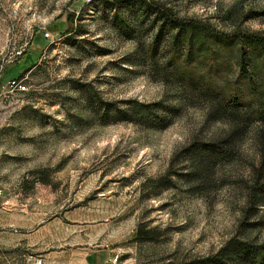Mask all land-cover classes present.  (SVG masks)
I'll return each mask as SVG.
<instances>
[{
  "label": "rangeland",
  "instance_id": "374dc122",
  "mask_svg": "<svg viewBox=\"0 0 264 264\" xmlns=\"http://www.w3.org/2000/svg\"><path fill=\"white\" fill-rule=\"evenodd\" d=\"M143 1L0 0V264H264V0Z\"/></svg>",
  "mask_w": 264,
  "mask_h": 264
},
{
  "label": "trees",
  "instance_id": "16d2710c",
  "mask_svg": "<svg viewBox=\"0 0 264 264\" xmlns=\"http://www.w3.org/2000/svg\"><path fill=\"white\" fill-rule=\"evenodd\" d=\"M135 1V0H134ZM142 2L141 0H137ZM144 2V1H143ZM181 75V74H180ZM182 77V76H181ZM132 115L138 117V119H136L137 121H145L148 116L146 115H137L136 113H132ZM134 118V117H132ZM219 142L218 141H214L213 143L210 144H204L201 148H200V152L198 155L195 156V158H199L198 162H195V159H193L194 164H197V166H195V168L193 169L194 172H202L205 174V178L202 180H205L209 177L210 172L212 170V165H211V160H212V156L213 154L216 153L217 150H219ZM38 181L47 184L48 180L47 179H37ZM156 229H149L148 231H146L144 228H142L141 226L138 228L137 231V239L138 240H148L149 238H151V233L150 232H155ZM229 247L232 246L234 248V253L239 254V255H244V256H253L252 254L255 253L253 251V249L249 246V243L247 242H240V241H236L235 239H231L229 240L228 244ZM227 248L223 247L220 252H223V250H225ZM210 259V258H209Z\"/></svg>",
  "mask_w": 264,
  "mask_h": 264
},
{
  "label": "built area",
  "instance_id": "2783aa9c",
  "mask_svg": "<svg viewBox=\"0 0 264 264\" xmlns=\"http://www.w3.org/2000/svg\"><path fill=\"white\" fill-rule=\"evenodd\" d=\"M85 2L86 3H91V2H93V0H85ZM45 36H47V37L50 36V33L47 31L45 33ZM9 86L15 88L17 91H20V92L26 90L25 84L23 83L22 80H19V79L10 80L9 81Z\"/></svg>",
  "mask_w": 264,
  "mask_h": 264
}]
</instances>
